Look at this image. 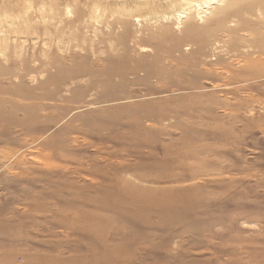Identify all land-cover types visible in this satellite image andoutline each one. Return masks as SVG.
Returning a JSON list of instances; mask_svg holds the SVG:
<instances>
[{"label":"rangeland","instance_id":"1","mask_svg":"<svg viewBox=\"0 0 264 264\" xmlns=\"http://www.w3.org/2000/svg\"><path fill=\"white\" fill-rule=\"evenodd\" d=\"M67 2L0 5V264H264V0Z\"/></svg>","mask_w":264,"mask_h":264},{"label":"bare ground","instance_id":"2","mask_svg":"<svg viewBox=\"0 0 264 264\" xmlns=\"http://www.w3.org/2000/svg\"><path fill=\"white\" fill-rule=\"evenodd\" d=\"M35 1H37V4H38V3H43L46 0H35ZM67 1L70 2V0H67ZM74 1H78V0H74ZM79 1H83L84 3H86V2H88V3L91 2L92 3L91 4L92 5V11L91 12L89 11L90 12L88 14L89 18L88 17H86V18L90 19V21L92 20L93 23L97 22L96 26H99L100 24L104 23L105 22L104 20H106V19L107 20L111 19L109 22H112V21H114V20H116L118 18H123L122 19V21H123L122 24H124V25H122V24L121 25L125 28L126 25H127L126 24L127 21H129V20H126V18H130V19L132 18V19L138 20V21H141V20L145 21L146 25H148L149 24L148 22H150L151 20H156V19H159V18H165V17H168V16L176 17V18H178V20H180L181 18H184V17H186V18L189 17V19L191 21L195 22L194 19H196V17L200 18L199 17L200 14L202 12H204L205 9L206 10L210 9V7L212 5L219 6V2L222 1V0H165L164 3L161 2L160 4H156L155 6H151L152 1L149 3L147 0H79ZM68 2L66 3L67 7H68ZM103 2L106 3V7L107 8L104 6L105 3L103 4ZM21 3L25 6V8H26L25 10H27L29 8L31 9L32 6L34 7V5H33L34 0H0V5H2V8H4V9L10 8L12 6H17V5L21 4ZM39 5H41V4H39ZM43 5H44V3L42 4V6ZM203 5L205 7L204 9H203ZM66 6H65V8H67ZM102 6H104V7L102 8ZM40 8L41 7H39V9ZM105 10H107V11L105 12ZM40 12H38V13H40ZM105 13H107V14H105ZM3 14H5V13H3ZM50 14H51L50 12L49 13L47 12L46 14H40V15L37 14V16H38L39 19L42 17L44 22H45V21H49L50 20V18H51ZM23 18H24V24H25V23H28V21L30 19V16L28 15V16H25ZM55 18H56V16H53L52 19L54 20ZM83 19H85V17L82 18V20ZM7 20L9 22L7 21L6 23L9 25V27L15 21V20H12L11 18H8ZM16 23L18 24V22H16ZM19 23H21V21H19ZM13 25L16 26L15 24H13ZM26 25H28V24H26ZM121 25H119V26H121ZM76 26H78V25H76ZM116 30L117 29H115V31ZM115 33H117V32H115ZM178 40H179L178 38H173L172 39L173 44H177L178 45L179 44ZM14 127H19L21 129H27V127L29 128V125H27L25 123H22V122H20V123L16 122Z\"/></svg>","mask_w":264,"mask_h":264}]
</instances>
